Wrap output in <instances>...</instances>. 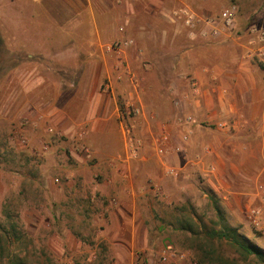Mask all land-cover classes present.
Returning a JSON list of instances; mask_svg holds the SVG:
<instances>
[{
	"label": "rangeland",
	"instance_id": "1",
	"mask_svg": "<svg viewBox=\"0 0 264 264\" xmlns=\"http://www.w3.org/2000/svg\"><path fill=\"white\" fill-rule=\"evenodd\" d=\"M149 1H135L133 6L140 12L146 5L151 7ZM159 2L157 7L152 5L155 13H162L163 18L182 32L186 30L181 21L172 17L175 10L187 6L199 14L216 16L227 6L236 5L235 28L222 35L236 40V45H223L229 55L235 52L246 56L249 28H264V0ZM71 5L79 8L77 3ZM123 5L124 2L117 4L112 0L101 5L111 11L108 21L113 35L110 39L100 35L96 40L90 34L92 20L86 16L63 17L62 3L0 0V264H121L115 259L109 243L112 238L119 239L120 233L114 234L106 221L107 211L117 205L116 196L91 193L87 181L98 180L94 177L97 159L93 158L90 144L102 152L106 162L119 160L125 154L127 157L121 126L131 127L134 116L130 112L133 106L127 105L122 96L132 87L129 80L113 84L115 104L123 119L121 122L115 120L107 136L100 137L87 134L86 126L80 124L87 103L78 98V83L73 82V75L80 72L81 62L103 59L100 44L105 47L116 40H132L121 37L127 27ZM97 15L96 23H107L103 11H98ZM138 22L155 30L166 26L158 18L137 15L128 27L132 29ZM183 42L180 36L178 43ZM158 43L156 39L155 45ZM95 48L96 52L92 50ZM102 51L106 52L105 49ZM149 53L153 64L159 60L165 63L162 55L157 56L155 51ZM143 62L149 64L150 60L138 61L136 65ZM251 63L256 68V75L262 76L264 63L255 58ZM143 65L147 67L146 63ZM165 67L162 66V70ZM165 76L167 80L168 75ZM92 85L84 82L82 89L89 92ZM110 85L107 80L101 82L104 88ZM110 89L111 86L107 91ZM60 109H64L67 115L62 125L57 116ZM258 125L256 139L250 142L240 140L241 144L249 143L250 146L235 148L231 153L234 165L240 171L239 177L223 179L236 192L231 204L217 197L212 189L203 187L207 178L202 179L196 172L197 177H192L195 181L193 206L185 208L180 202L168 199L158 202L156 215L161 222L155 223L161 227L150 230L146 248H143L141 239H135L131 250L132 264H197L198 258H205V252L213 253L212 258L222 256L238 260L230 244L209 240L203 234L219 228L215 206H219L224 222L238 228L243 236L264 251V131L262 141ZM81 132L83 135L79 138ZM132 132L141 142L139 155L144 140L139 129H132ZM150 132L154 140L159 136L153 130ZM119 171L120 168L116 173ZM77 175L86 182V192L79 201L77 193L69 192ZM147 185L154 188L149 181ZM249 207L260 211L258 227L247 218ZM149 212L145 210L150 216ZM122 237L130 236L124 232ZM167 249L175 257L165 255ZM163 256H166L164 262L161 260ZM242 263L256 264L254 260Z\"/></svg>",
	"mask_w": 264,
	"mask_h": 264
},
{
	"label": "crops",
	"instance_id": "2",
	"mask_svg": "<svg viewBox=\"0 0 264 264\" xmlns=\"http://www.w3.org/2000/svg\"><path fill=\"white\" fill-rule=\"evenodd\" d=\"M44 2L62 3L65 18L86 16L92 20L90 34L96 40L100 35L109 36V39L113 35L108 21L111 11L101 7L108 0H40L41 4ZM133 2L126 0L121 7L124 24L127 25L121 37L132 38L135 44L116 55L102 51L104 46L99 43L103 59L81 62L80 72L73 75V82L78 83V98L87 103L80 122L86 126L87 134L105 137L115 120L121 122L123 116L116 107L113 90V84L115 86L120 81L129 80L132 88L127 89L129 93L122 97L127 105H132L139 112L130 121L132 129H139L144 140L138 158L130 159L125 154L119 160L106 162L102 152L90 144L93 158L97 159L94 177L98 180L89 179L87 186L91 193L116 196V207L105 211L108 212L106 221H109L112 232L120 233L119 239L112 238L109 243L115 259L121 264H132L131 250L135 239H141L143 248H146L150 230L161 227V224L155 223L161 222L156 215L158 202L168 199L180 202L185 208L193 206L195 181L192 177L196 176V172L202 179L207 178L205 182L209 184L204 183L203 187L212 189L217 197L231 204L230 200L235 199L236 192L223 179L239 177L240 174L231 153L235 148L250 146L249 143L242 145L241 139L250 142L257 138V123L262 141L264 131V74L256 75L255 66L245 56L235 52L230 55L225 53L224 44L236 45L232 36L223 38V35L210 40L189 39L186 32L163 18L162 13H155L152 5H160L159 0H150L151 7L146 5L140 12ZM71 3H77L79 8ZM98 11H103L107 23H96ZM137 15L158 18L166 26L155 30L138 22L134 23L137 26L129 28L128 24L134 22ZM180 36L183 44L178 43ZM156 39L159 43L155 45ZM92 50L97 51L96 48ZM151 51H155L157 56L162 55L165 63L159 60L153 64ZM147 59L149 64L143 62L147 67L141 63L136 65V62ZM161 65L166 66L165 70ZM165 75H168L167 80ZM103 80L111 84L110 91H107L110 86H101ZM84 82L94 84L89 92L82 89ZM189 83L198 86L199 95L194 96L190 92ZM57 116L62 125L66 121V111L60 109ZM188 116L193 121L186 124ZM219 124H224L226 128L220 129ZM151 130L158 135L162 132L171 134L176 150L164 157L159 156ZM185 134L188 140L181 142ZM171 167L179 170L178 180L172 181L167 176L166 171ZM212 167L215 170L213 173L209 170ZM118 168L120 171L116 173ZM148 181L154 188L148 187ZM72 185L69 192L77 193L79 201L82 193L86 192V182L77 175ZM145 210H149L151 215ZM124 232L130 237L123 238Z\"/></svg>",
	"mask_w": 264,
	"mask_h": 264
},
{
	"label": "built area",
	"instance_id": "3",
	"mask_svg": "<svg viewBox=\"0 0 264 264\" xmlns=\"http://www.w3.org/2000/svg\"><path fill=\"white\" fill-rule=\"evenodd\" d=\"M117 4H121L126 0H112ZM128 1H139V0H128ZM237 16V7L231 4L221 10L216 16L199 14L190 7L184 6L172 13V17L179 19L186 30V35L189 39H202L210 40L221 37L224 34L230 33L235 28V20ZM249 40L247 42V53L246 59L251 60L253 58L258 59L264 63V28L258 26H251L248 30ZM133 45L132 40H116L111 44L104 47L107 53L120 54L125 49ZM140 54V52H138ZM146 66V65H145ZM190 92L196 96L199 95V88L196 84H191ZM187 98V97H186ZM130 112L135 117L138 115V110L131 108ZM123 119V118H122ZM192 118L190 116L185 118V123H190ZM219 128H223L224 124H219ZM123 133L124 144L127 150V157L135 159L138 156V150L141 148V142L137 140L132 132V128L127 125L121 126ZM83 133H79L78 137L81 138ZM188 135L185 134L181 137L182 142H187ZM155 151L156 153L164 157L170 152L175 151L172 144L171 134L162 132L155 139ZM210 172H214V168L209 169ZM168 177L174 179L179 177V171L177 169H168L166 171ZM114 202V200H112ZM260 211L257 208L249 207L247 210V218L255 227L259 226ZM170 257H175V254L167 249L166 254ZM184 257L183 255L180 256ZM163 262L166 261V256L161 259Z\"/></svg>",
	"mask_w": 264,
	"mask_h": 264
},
{
	"label": "trees",
	"instance_id": "4",
	"mask_svg": "<svg viewBox=\"0 0 264 264\" xmlns=\"http://www.w3.org/2000/svg\"><path fill=\"white\" fill-rule=\"evenodd\" d=\"M214 209L219 218V228L205 231L203 234L209 240L230 244L235 249L238 260L236 258L219 257L217 255V257L212 258L211 254L213 253L205 252V258H198L196 263L206 264L207 260L209 262L208 264H240L241 262L254 260L256 264H264V251L243 236L238 228L231 227L224 222L219 206H215Z\"/></svg>",
	"mask_w": 264,
	"mask_h": 264
}]
</instances>
